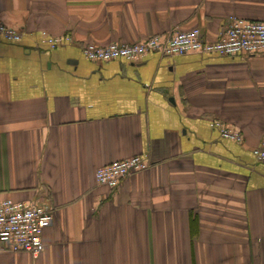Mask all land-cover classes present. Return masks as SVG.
Listing matches in <instances>:
<instances>
[{
	"label": "crops",
	"instance_id": "obj_1",
	"mask_svg": "<svg viewBox=\"0 0 264 264\" xmlns=\"http://www.w3.org/2000/svg\"><path fill=\"white\" fill-rule=\"evenodd\" d=\"M232 18L264 21V0H0L24 33L0 37V202L54 211L39 258L0 251V264H264V52L82 53L193 29L215 42ZM43 33L73 44L50 50ZM141 155L151 169L98 184Z\"/></svg>",
	"mask_w": 264,
	"mask_h": 264
},
{
	"label": "built area",
	"instance_id": "obj_2",
	"mask_svg": "<svg viewBox=\"0 0 264 264\" xmlns=\"http://www.w3.org/2000/svg\"><path fill=\"white\" fill-rule=\"evenodd\" d=\"M0 37L9 43L21 42L24 33L5 26L0 21ZM41 46L50 50L66 48L73 44L71 36L54 37L42 34ZM264 52V21H250L232 18L226 29L215 42L206 41L199 29L178 31L170 37L153 36L134 44L112 43L108 46L88 44L82 48L87 60L110 62L126 60L137 63L151 53L164 57H180L191 53L216 55L219 57H235L253 55ZM215 129L223 139L243 143L240 132L227 128L216 121ZM257 159L264 162V141L254 151ZM148 156H136L124 161H116L100 168L97 182L100 186L117 188L121 181L151 169ZM54 221V211L48 204L36 202H0V251L27 253L39 258L45 250L44 232Z\"/></svg>",
	"mask_w": 264,
	"mask_h": 264
}]
</instances>
